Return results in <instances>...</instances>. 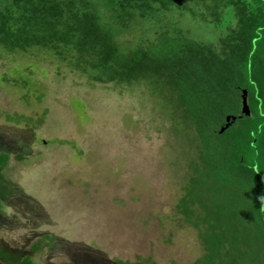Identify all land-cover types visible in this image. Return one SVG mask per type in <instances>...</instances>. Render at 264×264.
I'll return each instance as SVG.
<instances>
[{
  "label": "rangeland",
  "instance_id": "rangeland-1",
  "mask_svg": "<svg viewBox=\"0 0 264 264\" xmlns=\"http://www.w3.org/2000/svg\"><path fill=\"white\" fill-rule=\"evenodd\" d=\"M145 27L122 40L133 44L158 29ZM192 31L216 43L222 34L211 25ZM174 122L143 82H95L45 49L0 52L5 263L30 256L36 264H193L203 250L177 208L187 155ZM38 240L41 249H32Z\"/></svg>",
  "mask_w": 264,
  "mask_h": 264
},
{
  "label": "trees",
  "instance_id": "trees-1",
  "mask_svg": "<svg viewBox=\"0 0 264 264\" xmlns=\"http://www.w3.org/2000/svg\"><path fill=\"white\" fill-rule=\"evenodd\" d=\"M209 25L222 31L217 43L193 34ZM144 26L158 29L133 44L122 40ZM35 49L95 82H143L162 97L174 130L185 134L177 208L202 245L193 264H264V0H0V52ZM227 115L235 120L219 133ZM8 159L0 153V171ZM18 264L36 263L26 256Z\"/></svg>",
  "mask_w": 264,
  "mask_h": 264
},
{
  "label": "water",
  "instance_id": "water-1",
  "mask_svg": "<svg viewBox=\"0 0 264 264\" xmlns=\"http://www.w3.org/2000/svg\"><path fill=\"white\" fill-rule=\"evenodd\" d=\"M241 113L243 115H250V108H249V105H248V102H247V91L246 89H242L241 90V109H240ZM235 120V116L233 115H227L225 116V122H224V125L221 126L219 128V133H222L230 124L231 121H234Z\"/></svg>",
  "mask_w": 264,
  "mask_h": 264
}]
</instances>
